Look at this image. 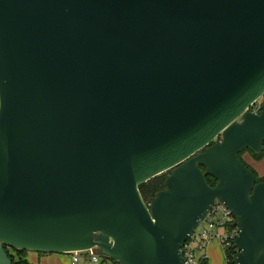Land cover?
Instances as JSON below:
<instances>
[{"label":"water","instance_id":"1","mask_svg":"<svg viewBox=\"0 0 264 264\" xmlns=\"http://www.w3.org/2000/svg\"><path fill=\"white\" fill-rule=\"evenodd\" d=\"M245 150L264 151V0H0V264H183L216 199L233 263L264 264Z\"/></svg>","mask_w":264,"mask_h":264},{"label":"built area","instance_id":"2","mask_svg":"<svg viewBox=\"0 0 264 264\" xmlns=\"http://www.w3.org/2000/svg\"><path fill=\"white\" fill-rule=\"evenodd\" d=\"M259 109L260 105L257 106L254 112L258 113ZM238 234L239 228L236 225V219L233 213L221 201L216 199L208 215L200 222L195 232L182 246L183 264H202L203 260L208 261L207 256H198L197 250L205 252L208 244L213 241L219 242L224 247L227 264H234L233 260L238 256L239 251L232 242L235 241ZM231 247L235 248V253L226 254V251L231 249ZM82 253L88 255L87 259L92 264L103 263V258L97 254L96 249H91L85 252L73 253L72 264H78L80 262L79 256Z\"/></svg>","mask_w":264,"mask_h":264},{"label":"trees","instance_id":"3","mask_svg":"<svg viewBox=\"0 0 264 264\" xmlns=\"http://www.w3.org/2000/svg\"><path fill=\"white\" fill-rule=\"evenodd\" d=\"M260 112V109L258 110V113ZM246 152H250L251 154H253V156L255 157V159L257 160H261L263 157H264V151L259 154V155H256L254 154L253 152H251L250 150H245L243 151L242 153L239 154V157L241 159V161L251 170L255 173L256 175V178H257V182H261V181H264V177L263 178H260L257 173L252 169L250 168L242 159V155ZM169 173H165V174H162L160 176H157L153 179H151L150 181L142 184L139 186V189H140V192H141V195L143 197V200L145 201V203L147 204H150L151 201L156 197V195L161 192L162 190L165 189V180L166 178L168 177ZM207 181H208V184L212 187L216 186L217 184V181L210 177V176H207ZM8 255L10 256V258L12 259L13 261V264H32L30 262L27 261L26 257H27V254L28 252L27 251H23V250H12V249H6ZM235 248L234 247H231V249L227 250L226 251V254H232V253H235ZM40 255H45V254H40ZM103 258V257H102ZM106 261H109L108 259L106 258H103V263L106 262ZM112 263L114 264H117L115 261H111ZM102 263V264H103ZM202 264H208V261L207 260H203L202 261Z\"/></svg>","mask_w":264,"mask_h":264},{"label":"rangeland","instance_id":"4","mask_svg":"<svg viewBox=\"0 0 264 264\" xmlns=\"http://www.w3.org/2000/svg\"><path fill=\"white\" fill-rule=\"evenodd\" d=\"M262 104V100L258 101L253 107L252 110H256L257 106ZM50 255V254H47ZM56 255H62L61 264H71V256L68 254L65 256V254H56ZM197 255L202 256L205 255L208 257L210 264H227L226 261V255L224 251V247L217 241H213L208 244L207 250L205 252L201 250H197ZM43 257L46 255H42ZM80 262L78 264H92L89 259H87L88 255L82 253L80 256ZM103 264H114L111 261H106Z\"/></svg>","mask_w":264,"mask_h":264},{"label":"crops","instance_id":"5","mask_svg":"<svg viewBox=\"0 0 264 264\" xmlns=\"http://www.w3.org/2000/svg\"><path fill=\"white\" fill-rule=\"evenodd\" d=\"M242 159L243 161L250 167L252 168L257 175L260 178L264 177V157L261 160H257L255 159V157L253 156V154H251L250 152H246L242 155ZM46 256H42L38 253H33V252H28L27 254V261L32 263V264H61V260H62V255H56V254H50ZM68 254H65V256H67ZM71 256V264H72V258L73 255L70 254ZM85 264V263H84ZM208 264L209 260H208Z\"/></svg>","mask_w":264,"mask_h":264},{"label":"flooded vegetation","instance_id":"6","mask_svg":"<svg viewBox=\"0 0 264 264\" xmlns=\"http://www.w3.org/2000/svg\"><path fill=\"white\" fill-rule=\"evenodd\" d=\"M261 106V105H260Z\"/></svg>","mask_w":264,"mask_h":264}]
</instances>
